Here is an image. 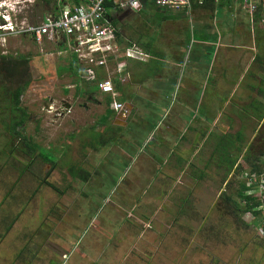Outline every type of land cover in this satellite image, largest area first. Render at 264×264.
<instances>
[{"label":"rangeland","instance_id":"obj_1","mask_svg":"<svg viewBox=\"0 0 264 264\" xmlns=\"http://www.w3.org/2000/svg\"><path fill=\"white\" fill-rule=\"evenodd\" d=\"M151 1L136 16L125 18L148 36L161 31L168 18L170 23L180 21L170 25L175 30L163 31L167 38L175 35L174 51L183 53L181 68L193 65L199 40L215 38V31L204 32L189 21L190 15L158 10ZM37 2L19 5L18 23H41ZM242 3H237L240 15L234 19L226 9L216 18L224 17L227 23L240 19L254 36ZM59 43L28 36L0 40V56L26 60L15 79L0 75V264H264V235L258 226L264 215L260 213L258 222L250 213L233 214L223 202L222 192L235 195L238 186L225 187L233 170L224 166V155L211 156L221 122L211 129L208 141L192 136L182 149L169 140L158 156L153 149L162 130L152 121L140 130L127 126L122 132L113 127L103 132L99 115L107 101L91 104L80 94L86 66L64 45L58 48ZM97 72L102 75L100 68ZM17 85L24 88L20 107L27 117L24 139L18 143L5 126L7 90ZM179 85L180 80L176 91ZM90 90L101 97L96 86ZM170 100L174 102L173 94ZM137 108L148 121L150 100L142 96ZM170 113L171 103L162 121L167 122ZM260 130L263 134L264 124ZM119 133L128 143L117 142ZM245 139L251 144L250 137ZM27 140L37 147L35 155L28 153ZM240 148L242 154L245 148ZM218 150L224 154L223 147ZM122 151L125 155L118 161L115 157ZM178 159L183 161L179 167L174 161ZM70 168L77 177L69 174ZM202 173L205 176L197 179ZM245 173L251 174L246 168Z\"/></svg>","mask_w":264,"mask_h":264},{"label":"crops","instance_id":"obj_2","mask_svg":"<svg viewBox=\"0 0 264 264\" xmlns=\"http://www.w3.org/2000/svg\"><path fill=\"white\" fill-rule=\"evenodd\" d=\"M7 1L0 0V3L5 4L4 8L0 9V14L4 13L7 16L6 21H0L1 24L8 21L14 22V18L17 20V11L21 9L19 5L31 0ZM54 1L51 2L50 8L53 7L51 10L48 6L43 7L44 11L40 22L45 21V17L49 13H55ZM38 3L37 7H39ZM237 3L239 2L214 0L213 3L207 2L202 5L203 3L199 4L197 0H192L188 12L174 11L180 15H190V22H195L204 32L214 30L216 36L214 38L211 35H206L199 40L198 59L193 65L189 67L187 65L185 69L181 68L183 53L174 51L175 35L167 38V35L165 36L167 32L163 31L165 28H168L167 31L175 30L170 25L180 24V21L170 23L168 21L172 18H168L161 31L158 30L157 33L148 36L138 31L136 26H131V23L135 21L131 19L132 22L129 23L125 18L131 16L130 14L136 16L137 12L110 11L109 22L120 33V38H116V45L121 50H125L129 46H136L142 53V60L121 56L119 60L109 62L108 70L101 69L102 75H98L97 70H93L96 74L94 80L86 78L87 72H84L83 84L90 83L96 86L95 81L111 77L115 87H118L117 97L114 98L102 94L99 90L101 97L93 93L92 95L86 94L80 90V94L86 97L88 102L102 105L110 98V100L123 103L129 112L128 116H122L121 113L112 110L113 100L109 105L106 103L105 112L99 115L103 132L109 131L108 133H110V127L116 131L121 129L120 132H122L123 128L127 126L134 130H140L145 127L146 122L152 121V126L159 125L162 130V138L153 149L156 151L155 155L158 156V149L167 146L169 140H174L176 144L180 143L182 149L189 146L192 136H200L203 137L202 140L208 141L212 134L211 129H215L218 122H221L220 130L222 132L217 136L216 148L214 146V150L212 149L211 156L214 154L223 157L224 155L222 160L224 166L229 167L231 161L234 160L233 169L238 167L239 163L243 162L242 156L250 145L257 151L264 152V133L262 134L260 130L264 124V1L256 0L253 3V10L249 5L242 3L247 8V15L254 25V36L246 29V27L249 29L250 26H246L240 19L227 23L224 17L220 21L216 18L222 14L224 16L226 10L233 16V19L235 16H239L240 12L236 8ZM144 4L143 2V8ZM57 7L58 5H56ZM14 8H17L16 11L13 10ZM23 20L26 21V16L23 17ZM5 38L0 37V40ZM59 46H61L60 43L58 48H60ZM167 59L170 61L168 62ZM118 63L126 66L121 72L122 75H116ZM179 72L182 73L180 79ZM179 80L180 85L176 91V82L179 84ZM172 94L173 103L170 100ZM142 96L150 100L151 109L148 121L142 119V114L138 112L137 108ZM233 100H235V104ZM170 103L171 113L168 116V121H162L163 111ZM132 115L133 117H131ZM209 124L211 125L209 126ZM187 135L188 139H185ZM124 136L119 133L114 138L117 139V142L122 140V144L128 143ZM241 137L242 139H240ZM246 137H250L251 144H248ZM223 138H226L227 145L230 142L231 147L223 148L224 154L218 150L219 154L216 150L221 149ZM111 140L114 141V139ZM117 142L114 141V143ZM104 143L109 147L113 142ZM127 147L128 144L126 150ZM240 147L245 148L242 154L239 153ZM121 155H125V153L122 151L119 156ZM213 159L215 157H212ZM174 161L177 162L178 167L183 162L180 159ZM205 161L208 163V157L205 158ZM217 167L220 168V166Z\"/></svg>","mask_w":264,"mask_h":264},{"label":"built area","instance_id":"obj_3","mask_svg":"<svg viewBox=\"0 0 264 264\" xmlns=\"http://www.w3.org/2000/svg\"><path fill=\"white\" fill-rule=\"evenodd\" d=\"M58 0V7L55 13H49L39 25H28L24 22L8 21L5 24L0 23V37L6 36L23 37L28 36L37 42L42 40H59L70 53L76 55L80 65L86 66V78L94 80L96 74L93 70L97 68L108 70L109 62L119 60L121 56L128 59L142 60V53L136 46H129L121 50L116 45L117 29L109 22V13L107 14L104 2L107 0H80L79 5L61 3ZM112 2L110 11H132L142 10V0H108ZM223 2L243 1L254 9L253 3L256 0H218ZM264 1V0H259ZM202 4L203 0H197ZM152 5L157 9L168 11H189L192 0H152ZM4 3H0V9L4 8ZM67 6V11H64ZM56 7V6H55ZM109 11V12H110ZM7 20L6 14H0V21ZM125 64H117L116 75H122ZM98 90L102 94L109 95L111 98L117 97V91L113 83V78H105L95 81ZM113 100V99H112ZM114 101V100H113ZM112 110L121 113L122 116H128L129 112L123 103L114 101ZM261 161L264 167V156ZM247 186L253 187L248 191V195H258L264 198V172L260 174H245ZM257 211L264 215V200L258 206ZM260 234L264 235V229H260Z\"/></svg>","mask_w":264,"mask_h":264},{"label":"trees","instance_id":"obj_4","mask_svg":"<svg viewBox=\"0 0 264 264\" xmlns=\"http://www.w3.org/2000/svg\"><path fill=\"white\" fill-rule=\"evenodd\" d=\"M79 1L80 0H68V4L79 5ZM147 1L148 0H142V3L144 2L145 3L144 5L146 6ZM51 2H53V0H39L38 9L41 11V14L44 11V9H43L44 6H48V8H50ZM60 2L61 3H67V0H61ZM207 2L213 3L214 0H203L202 5L206 4ZM104 6H105L107 14H108L110 9L112 8V2L107 0L106 2H104ZM58 9H60V8L58 7ZM158 10H161V9H158ZM164 11H168V10H164ZM116 35L118 38H120V33H117ZM61 46H63V44H61ZM19 60L16 58H13V57H9V56H0V74H2L4 72L7 73L6 74L8 76L7 78H9L11 80L18 77L19 76V71H18L19 68L21 66H25L24 64L26 63V60H23V61L21 60L20 62H18ZM27 84H28V82L25 84V86H27ZM91 87H95V86L90 85V83H86L85 86H83L84 89L81 88V91H83L86 94L92 95V90H90ZM23 89H24L23 87L21 88V86L17 85L12 90L11 89L7 90V91H9L7 93L8 104L6 106L7 109L5 111H6V114L8 115V117L6 116L5 126H6V131L9 134L10 139L15 140V142H17V143L21 139H24V137L22 135V129H23V124L26 122L25 120L27 118L26 112L20 107V101H19V97L21 96ZM115 89L118 90V87H115ZM106 101H107L108 105L111 103L110 99H108ZM24 145H25L26 149L29 151L28 153L32 152V154H34V155L36 154L35 151H36L37 147L35 145L33 146L32 142H30V140H27L24 143ZM228 145L226 144V138H223L222 139V147L225 149L227 147H231L230 142H228ZM239 153L241 154V150H239ZM261 156H264V152L257 151L254 147H252V145H250L247 148L246 152H244V154L242 156L243 165L245 166L246 169H249V172L251 174L252 173L260 174L261 168L259 165H260V157ZM44 159L48 160L49 158L46 157ZM234 162L235 161L232 160L231 165L228 167V171L233 170V175L231 176L232 180L230 179L227 182V184L225 185V187L228 189H230L232 186L235 187V185H237L238 187L235 191V195H231V193L228 194L225 191H223L222 192L223 202L225 203L226 208H230V210H232L231 212L233 214L245 215L247 213H250L259 222L261 214L259 211H257V208L262 203L261 197L258 195H251V194L248 195L247 194L248 191L250 189H252L253 187L247 186V184L245 183V180H243L241 178V177H243V174H246L244 166L239 165L238 167L233 169ZM69 174L72 177L78 176V173L75 172L73 170V168L69 169ZM239 177L244 182L243 181H236V179H238ZM196 178L197 179L203 178V173L201 175L196 176ZM224 180L225 181L227 180V176ZM48 185L51 189L55 190V188L53 186H51L50 184H48ZM237 198H238V200H237ZM258 226H260L264 229V220H263V223L260 222Z\"/></svg>","mask_w":264,"mask_h":264},{"label":"flooded vegetation","instance_id":"obj_5","mask_svg":"<svg viewBox=\"0 0 264 264\" xmlns=\"http://www.w3.org/2000/svg\"><path fill=\"white\" fill-rule=\"evenodd\" d=\"M54 2H55V5H58V3H59V2L57 3V1H54ZM6 74H7V73L4 72V73H2V74H0V75L4 76V77H5L6 79H8V80H11V79L7 78L8 76H7ZM5 75H6V76H5ZM22 94H23V93H22ZM22 94H21V96H22ZM21 96H20V97H21ZM20 97H19V101H20ZM24 111H25V110H24ZM128 115H129V114H128ZM29 155H30V154H29ZM32 157H33V156L31 155V158H32ZM123 157H124L123 155L119 156V157L117 158L118 161L122 160ZM48 187H49V186H48ZM49 188H50V187H49ZM52 190H53V189H52ZM54 191L56 192V189H55ZM23 252H24V250H23V251H20L19 253L22 254ZM18 258H19V259H18L17 261L20 262L21 255H19Z\"/></svg>","mask_w":264,"mask_h":264},{"label":"water","instance_id":"obj_6","mask_svg":"<svg viewBox=\"0 0 264 264\" xmlns=\"http://www.w3.org/2000/svg\"><path fill=\"white\" fill-rule=\"evenodd\" d=\"M64 11H67V6H64L63 8ZM66 108H68V106H66ZM127 109V108H126Z\"/></svg>","mask_w":264,"mask_h":264},{"label":"clouds","instance_id":"obj_7","mask_svg":"<svg viewBox=\"0 0 264 264\" xmlns=\"http://www.w3.org/2000/svg\"><path fill=\"white\" fill-rule=\"evenodd\" d=\"M55 1H57V0H55Z\"/></svg>","mask_w":264,"mask_h":264}]
</instances>
